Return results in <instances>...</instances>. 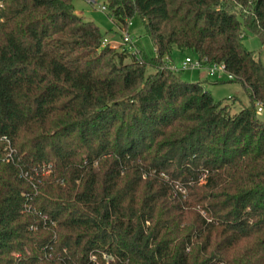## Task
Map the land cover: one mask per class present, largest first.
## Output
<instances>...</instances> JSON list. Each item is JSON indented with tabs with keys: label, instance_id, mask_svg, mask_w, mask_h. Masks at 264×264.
Here are the masks:
<instances>
[{
	"label": "trees",
	"instance_id": "16d2710c",
	"mask_svg": "<svg viewBox=\"0 0 264 264\" xmlns=\"http://www.w3.org/2000/svg\"><path fill=\"white\" fill-rule=\"evenodd\" d=\"M72 3L0 0V264H264V68L241 42L264 46V0H104L151 59ZM173 48L248 105L170 71Z\"/></svg>",
	"mask_w": 264,
	"mask_h": 264
},
{
	"label": "rangeland",
	"instance_id": "374dc122",
	"mask_svg": "<svg viewBox=\"0 0 264 264\" xmlns=\"http://www.w3.org/2000/svg\"><path fill=\"white\" fill-rule=\"evenodd\" d=\"M103 3L104 0H73L72 4L75 15L83 21L92 22L98 27L103 34L105 45L117 52L124 50L129 54L133 53V50L129 45L122 43L121 32L123 29H120L112 23L108 12L103 9ZM126 33L132 38L131 41L134 44L136 55L140 52L147 59L154 57L152 43L149 37L145 34L142 22L137 15L131 19L130 27L126 29ZM241 42L248 51L253 53V59L259 60L264 68V46H261L258 40L249 34L242 35ZM185 58L192 59L193 57L187 52H180L173 48L167 62L168 66L178 73L180 72L181 64ZM181 73L182 79L201 83L204 91L211 96L213 101L228 104L231 113H236L242 107L248 105L247 96L237 83L228 82L226 80L215 83L214 80L208 78H206L207 80L205 79V81L200 82L197 81L199 74L205 75V73L190 71H184ZM189 75H192V79H188ZM260 118H264V116Z\"/></svg>",
	"mask_w": 264,
	"mask_h": 264
},
{
	"label": "built area",
	"instance_id": "2783aa9c",
	"mask_svg": "<svg viewBox=\"0 0 264 264\" xmlns=\"http://www.w3.org/2000/svg\"><path fill=\"white\" fill-rule=\"evenodd\" d=\"M130 27V22H127L121 32V41L123 44L129 45L133 50L132 55L136 56V51L134 48V44L131 41V37H129L126 33V29ZM125 29V30H124ZM105 45V42H102V46ZM170 69V68H169ZM170 71L175 72V70L170 69ZM184 71H193V72H203L205 73V77L208 79L214 80V82H223V80L230 81L232 80V76L226 73L220 65H205L203 61H198L195 57L192 59L185 58L180 67V72ZM176 73V72H175ZM254 113L257 117L264 116V104H258L254 107ZM45 219V217H43Z\"/></svg>",
	"mask_w": 264,
	"mask_h": 264
},
{
	"label": "crops",
	"instance_id": "0c3cea01",
	"mask_svg": "<svg viewBox=\"0 0 264 264\" xmlns=\"http://www.w3.org/2000/svg\"><path fill=\"white\" fill-rule=\"evenodd\" d=\"M193 57V56H192ZM169 60V59H168ZM168 60H167V62H168ZM168 64V63H167ZM169 65H170V63H169ZM170 69H172L171 67H169ZM190 72H193V71H190ZM175 73V72H174ZM203 73V72H202ZM189 78L188 79H192V75H189L188 76ZM205 79H206V77H205V75H200L199 74V76H198V80L197 81H205ZM207 80V79H206ZM187 81V80H186ZM188 82H192V81H188ZM201 86H202V84H201ZM202 88H203V86H202ZM204 89V88H203Z\"/></svg>",
	"mask_w": 264,
	"mask_h": 264
}]
</instances>
